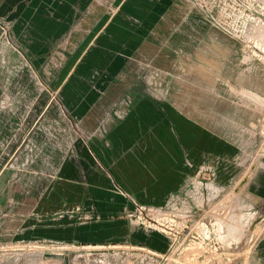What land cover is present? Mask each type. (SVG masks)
Instances as JSON below:
<instances>
[{"label":"rangeland","instance_id":"374dc122","mask_svg":"<svg viewBox=\"0 0 264 264\" xmlns=\"http://www.w3.org/2000/svg\"><path fill=\"white\" fill-rule=\"evenodd\" d=\"M263 166L264 0H0V264H264Z\"/></svg>","mask_w":264,"mask_h":264},{"label":"built area","instance_id":"2783aa9c","mask_svg":"<svg viewBox=\"0 0 264 264\" xmlns=\"http://www.w3.org/2000/svg\"><path fill=\"white\" fill-rule=\"evenodd\" d=\"M191 185H192V187H193V189L195 191V194L202 193V191H203L204 188L210 189V190H216V188H217L212 182H208V181L204 182L203 180H201L198 177H194V180L191 182ZM186 193L187 192L185 191V186L183 185L180 188L179 191H177L174 194H172V197H171V200H170V203L171 204H169V206L166 209L170 210V208H175L179 202L182 203V204H185L184 198H185V194ZM161 210H164V208H161ZM150 211H153L154 213H157L159 210L157 208H155V207L141 204V205L138 206V208L136 210H134L131 213H129V217L132 219V222L133 223H137L138 220H141L140 219L141 217L142 218L144 217V214H147ZM138 212L140 213V216H137V213ZM164 212H166V210ZM144 221H145L144 224H145V227L146 228L152 227L153 225L154 226H157L154 223H152L150 221V219L149 220H144ZM160 226L165 227V229H169L170 231H173L174 230L171 227L172 225H167L164 222L162 224H160ZM183 226H185V224H183ZM170 234H172L174 236L173 237V240H172V245H171V249H173L174 248V245H175V243H176V241L178 239V236L174 235L173 232H170ZM20 246H21L22 249L27 248V250L29 251V253L32 254V257L31 258H34L33 260H36V261L39 260V259H41V257H43V254H45V248L46 247L43 246V245H40L38 243H34V242H24L23 244H20ZM59 247L61 249H66L67 248L65 246H53L52 249L53 248H59ZM38 248H40L41 251H43V252H41L40 250H38ZM102 248H108V249L110 248V249L114 250L112 252V255H120V254H122L125 257L136 256V257H140L142 259L143 258H150V259H152L154 256H159L158 253H156V252H154L152 250H148V249H146L144 247H138V248L137 247L136 248L131 247V249L134 248V250H130V248H127L126 250H120L118 245H109L107 247L106 246H103ZM38 251H40V253ZM136 251H140V253H137ZM171 252L172 251H170L166 255V258L169 256V254ZM137 254H139V255H137ZM107 255H108V253H107Z\"/></svg>","mask_w":264,"mask_h":264},{"label":"crops","instance_id":"0c3cea01","mask_svg":"<svg viewBox=\"0 0 264 264\" xmlns=\"http://www.w3.org/2000/svg\"><path fill=\"white\" fill-rule=\"evenodd\" d=\"M39 18H40V16H39ZM35 25L37 26V27H40V26H42V25H44V23H42V22H39V21H35ZM245 173H247V172H245ZM253 177L254 178H259V179H261V180H263L264 181V166H263V168H261V169H259V170H257V172H254L253 173ZM185 179V178H184ZM183 184H184V182H183ZM182 184V185H183ZM260 184L262 185V186H260ZM247 186H248V184H247ZM180 188H181V186L176 190V192L177 191H179L180 190ZM256 191H257V193L258 194H260V195H264V182H258V186H257V189H256ZM247 193H248V191H247ZM249 194V193H248ZM115 204V203H114ZM121 226H122V224L121 223H114V224H105L104 225V227H105V229H108L107 231H112V232H117L120 228H121ZM127 228L129 229V227L127 226ZM159 237V236H158ZM142 238H143V236H142ZM143 240H145L147 243H150L148 240H146V239H144L143 238ZM164 241V243H165V241L167 242V243H163V245L162 246H165V245H169V240L168 239H165V240H163ZM151 244V243H150ZM153 245V244H152ZM155 246V245H154ZM19 248H21V246H18ZM67 248H69V247H67ZM9 255L8 253H5V255ZM7 257V256H6ZM12 257V256H11ZM47 260H49L48 262L47 261H45V264H64V261H63V259H61V258H57V257H54V258H52V259H50V258H47Z\"/></svg>","mask_w":264,"mask_h":264},{"label":"water","instance_id":"95a60500","mask_svg":"<svg viewBox=\"0 0 264 264\" xmlns=\"http://www.w3.org/2000/svg\"><path fill=\"white\" fill-rule=\"evenodd\" d=\"M52 254H71V253H83V251H80V250H72L70 248H66V249H53L51 250ZM84 264H97V263H93V262H90V261H84L83 262ZM100 264H108L107 262L103 261L102 263Z\"/></svg>","mask_w":264,"mask_h":264},{"label":"bare ground","instance_id":"6f19581e","mask_svg":"<svg viewBox=\"0 0 264 264\" xmlns=\"http://www.w3.org/2000/svg\"><path fill=\"white\" fill-rule=\"evenodd\" d=\"M244 32V31H243ZM234 230V229H233ZM215 231L218 233V234H221L223 232H227V227H225L224 223L223 222H217L216 225H215Z\"/></svg>","mask_w":264,"mask_h":264}]
</instances>
